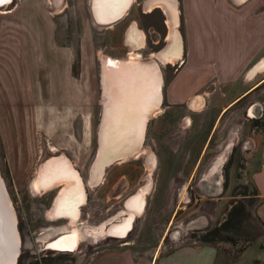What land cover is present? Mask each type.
Returning <instances> with one entry per match:
<instances>
[{
  "label": "rangeland",
  "instance_id": "obj_1",
  "mask_svg": "<svg viewBox=\"0 0 264 264\" xmlns=\"http://www.w3.org/2000/svg\"><path fill=\"white\" fill-rule=\"evenodd\" d=\"M90 1L13 0L0 7L6 12H0V176L16 216L20 240L16 264H33L36 260L40 264H86L92 254L119 248L127 241L136 244L135 248L150 250L162 239L166 227V233L178 229L175 237H169L170 233L166 237V250L172 242L204 243L205 232L209 235L223 224L234 201L242 204V222L234 228L238 221L233 215L234 226L229 225V231L220 230L211 243L242 251L256 231L251 221L257 232L262 233L263 228L256 216L258 198L251 174L257 154L254 141L264 136V122L259 120L255 126L251 118L264 115V84L217 121L218 113L208 108V94L201 93L204 104L188 111L184 102H172L168 85L181 60L158 62L163 101L153 112L159 113L149 116L139 150L107 166L99 182L91 185L88 179L97 152L102 112L100 59L103 55L124 58L132 53L143 60L154 59V53L165 44L168 28L164 10L147 12L145 0H132L115 23L97 24ZM168 1H164L165 6ZM132 23L144 35L142 46L136 49L124 38ZM178 29L182 32L181 21ZM262 75L264 70L251 83ZM185 115L191 119L188 127ZM208 143L206 158L200 163ZM57 155H64L78 171L86 194L73 224L81 239L72 252L45 246L71 229L66 216L54 220L48 216L62 183L37 192L33 187L42 164ZM215 156L222 157L223 166L217 181L216 175L204 174V170L200 176L195 172L192 181L186 174H179L180 170L199 172ZM157 157L160 165L155 163ZM178 175L184 177L174 181L173 176ZM188 182L193 186L191 197L180 190V185ZM145 186L143 210L135 214L126 237L102 235L95 241L83 235L86 227L88 230L118 221L126 214L123 210L129 197ZM201 217L205 222L198 220Z\"/></svg>",
  "mask_w": 264,
  "mask_h": 264
},
{
  "label": "crops",
  "instance_id": "obj_2",
  "mask_svg": "<svg viewBox=\"0 0 264 264\" xmlns=\"http://www.w3.org/2000/svg\"><path fill=\"white\" fill-rule=\"evenodd\" d=\"M178 5L183 56L169 82L168 96L172 102L188 103L203 97L201 93L208 94V108L220 117L251 94L257 85L251 79L262 72L247 75L264 60V0H178ZM254 142L257 154L251 179L258 198L256 216L263 228L242 251L205 242H172L166 250V227L162 239L150 250L135 248L136 244L127 241L119 248L92 254L86 264H264V136Z\"/></svg>",
  "mask_w": 264,
  "mask_h": 264
},
{
  "label": "bare ground",
  "instance_id": "obj_3",
  "mask_svg": "<svg viewBox=\"0 0 264 264\" xmlns=\"http://www.w3.org/2000/svg\"><path fill=\"white\" fill-rule=\"evenodd\" d=\"M9 1L10 0H2L0 6H3ZM130 1L131 0H93L95 18L99 21H103L112 14L125 10ZM164 1L166 2L167 0ZM168 2L169 5L166 4L167 6L165 7L157 4L146 6L147 12H151L156 8H161L162 10L169 6V8H171L172 3L170 1ZM129 39L133 43H138L140 40L138 39L137 31L130 33ZM126 58L135 62L143 61L138 54L134 53ZM164 63L170 64L174 63V61L172 58L168 57L167 61ZM260 67H263V65L258 66V68ZM102 69V88L106 101L102 99L105 109L102 114L101 131L99 133V148L101 154L105 144L106 146L109 145V142H112V140L116 141L131 137V139L129 138L126 141V144L121 147L124 148L128 142H131L132 144L134 142L133 136L137 134L140 125H142V122L139 120L140 114L143 110H147L145 108L149 107L155 101H160L159 99H156L155 88L158 81V75L157 71L154 69H142L136 65L129 68L103 65ZM199 99L204 102L203 97H194L192 104L198 106ZM200 106L201 105H199V107ZM128 109L131 115L127 114ZM158 113L159 111L153 114L155 116ZM119 129L126 132L123 137L120 135ZM107 150L109 153V148ZM107 152L105 151L104 153L107 154ZM220 161L221 159H219V162ZM97 166L98 162L93 164L90 178L88 179L89 183L94 186L100 179V171ZM57 178H61L65 184L55 197L48 216L49 219L52 220L66 216L69 220L68 224L71 229L67 232L58 234L61 235L64 233L65 235L49 244V247L64 251H73L79 245L81 239L80 231H78L73 224H75L74 222L79 216V208L82 206L86 195L82 178L76 171H74L73 165H67L64 162L59 161L42 169L38 179H35L33 182V187L36 192L46 190L51 184L57 182ZM64 188H66V190L63 191ZM146 188L147 186L139 191L142 194L141 199L139 197L140 193H136L127 200L126 206L128 208L126 211L123 210L126 214H124V216L118 221L108 223L110 225H107V222L101 223L99 226L92 227L88 230L86 229L88 227H86L85 230L83 228V235L87 236L88 234V236L95 241L98 240L99 237H102V235L116 238L126 237L128 231L132 228L135 214H139L143 210L145 202L144 190H147ZM50 241L51 240H49V243ZM19 252L20 240L16 226V216L11 206V201L7 194L5 184L0 176V264H15Z\"/></svg>",
  "mask_w": 264,
  "mask_h": 264
},
{
  "label": "water",
  "instance_id": "obj_4",
  "mask_svg": "<svg viewBox=\"0 0 264 264\" xmlns=\"http://www.w3.org/2000/svg\"><path fill=\"white\" fill-rule=\"evenodd\" d=\"M172 4H171V8L167 7L164 8V14H165V24L167 29V36L165 39V44L162 46V48H160L159 50H157L154 53V59H148V60H143V61H139V62H135L132 61L131 59H128L126 57L124 58H114V57H109L107 55H103L100 59V67H99V76H100V85H101V100L104 99V93H103V88H102V77H101V72H102V68L103 65H111V66H117V67H123V68H129L132 67L134 65H136L139 68L142 69H149L152 68L155 71H157V75H158V81L156 83V99L160 100L155 101L153 104H151L149 107L145 108L147 110H143V112L140 114L139 116V120L142 122L139 128V131H137V134L135 136H133L134 142L131 144V142H128L127 145L122 148L121 146L126 144V141L131 137H126L123 138L122 140H116L112 142H109V145L106 146L102 149V154L100 151V139H99V133L101 131V124H99V128H98V135H97V152L93 161V164H95L96 162H98V168H99V177H101L103 175V171L105 169V167L111 165L112 163L118 162V161H122L132 155H134L140 148L142 141L144 139V131H145V126L146 123L149 119V116L156 110L158 109V106L160 105V103L162 102V89H163V76H162V72L161 69L159 67L158 62L160 63H164L167 61V58L170 57L173 59L174 62H179L182 59L183 56V41H182V35L180 30L178 29V25L180 24V16H179V10H178V1L177 0H169ZM132 0L130 1V3L127 5L126 9L112 14L110 17H108L107 19L103 20V21H99L98 19L95 18V14H94V9H93V0L90 1V7H91V13L93 16L94 21L97 24L100 25H110L112 23H115L116 21L120 20L124 14L126 13L127 9L129 8L130 4H131ZM146 2V3H145ZM144 2V6H148V5H153V4H157L159 6L163 5L165 7V2L164 0H145ZM1 7V6H0ZM3 7V6H2ZM133 31H137V33L139 34L140 41L138 43H133L130 39H129V35L130 33H132ZM124 38L125 41L132 47V48H140L142 46L143 40H144V35L142 33L141 30L137 29V26L135 23H132L128 29L127 32L124 34ZM261 62H264V60H262ZM261 62L259 64H257L256 66L252 67L247 75L248 76H253L255 73H257V71H262L264 70V66L258 68V66H261ZM199 105H203L204 103L202 102V100L199 99ZM203 103V104H202ZM198 105V106H199ZM197 107V106H196ZM104 104L102 101V112H101V118H100V123H101V119H102V114L104 113ZM125 114V113H124ZM129 115H131L129 113V109H128V113ZM104 124V123H103ZM133 129V128H132ZM120 135L123 137L124 134L126 132H123L119 129ZM103 140V139H102ZM121 141V142H120ZM109 148V153L107 152ZM107 152V154H105L104 152ZM101 156V157H100ZM64 162L67 165H72L71 162L69 161V159H67L64 155H57V156H53L48 158L41 166L39 173H38V177L40 176L41 170L48 167L51 164H55L56 162ZM93 166V165H92ZM74 171H76L78 173V171L74 168ZM79 174V173H78ZM37 177V179H38ZM58 183H62L61 187L59 188L57 194L59 193V191H61L64 187L65 182L61 179V178H57V182L51 184V186L49 188H51L52 186L58 184ZM47 188V189H49ZM66 190V188L63 189V191ZM136 193H140L139 191ZM142 194L140 193L139 197L141 199ZM131 197V196H130ZM129 197V198H130ZM235 202V201H234ZM126 208H128L126 206ZM129 232V231H128ZM128 234V233H127ZM65 234H61L56 236L53 240L47 241L46 242V248L50 249V250H54V251H61L64 252V250L61 249H55L52 247H49V244H51L52 242L56 241L58 238H60L61 236H64ZM76 249V248H75ZM74 249V250H75ZM73 250V251H74ZM66 252H72V251H68L65 250ZM18 257V254H17ZM17 257H16V261H17ZM16 264V262H15Z\"/></svg>",
  "mask_w": 264,
  "mask_h": 264
},
{
  "label": "flooded vegetation",
  "instance_id": "obj_5",
  "mask_svg": "<svg viewBox=\"0 0 264 264\" xmlns=\"http://www.w3.org/2000/svg\"><path fill=\"white\" fill-rule=\"evenodd\" d=\"M264 77V76H263ZM262 79H260V80H258L257 82H256V86L254 87V89H253V91L252 92H255V91H257L258 89H260L261 87H262V85L264 84V80H262ZM251 92V93H252ZM196 97H198V96H196ZM193 99V98H192ZM192 99H190L189 101H188V103L187 102H184V106H185V111H188V109L190 110V108L189 107H196V106H194L193 104H192ZM163 101V100H162ZM204 101H205V99H204ZM261 101L264 103V98H262L261 99ZM179 102H177L176 104H178ZM187 104H188V106H187ZM192 105V106H191ZM182 107H184L183 105H181ZM263 114L260 116V117H257V118H251V119H254L255 121H252L253 122V124L256 126V124L258 123V121L259 120H261V122H264L263 120H262V118H263ZM222 116L220 115V117L218 116V119H217V121H219L220 120V118H221ZM184 119V124L186 125V127H188V126H190L191 124V119H190V117L188 116V115H185V117L183 118ZM216 121V122H217ZM262 125H264V123H262ZM175 129L174 130H176V127H174ZM208 148H209V143L208 144H206V146L203 148V150H202V152H201V155H200V157H199V159H200V163H202L203 162V160H205V158H206V155H207V150H208ZM234 149V148H233ZM233 151L234 150H232V152H231V154H233ZM219 159H221V161L219 162ZM147 160L151 163V162H153L154 163V161L152 160V158L151 157H148L147 158ZM155 163L157 164V165H160V160H159V158L157 157V159H156V161H155ZM206 163V162H205ZM204 163V164H205ZM218 163V164H217ZM212 167V168H211ZM217 167V168H216ZM221 167H223L222 166V157H218V156H215L214 158H213V160H212V162L208 165V166H206L205 167V169L203 168V167H201V169H200V171L199 172H197L196 170H190L189 171V173H188V171H186V170H180L179 171V174H181V173H184V174H186V177H190L189 178V180L190 181H192V177H194L195 175H193L195 172V174L196 175H198V176H200L201 175V173H202V171L204 170V174H209V175H216V181H217V177H219V171L221 170ZM106 168V167H105ZM211 169V170H210ZM211 171H213V172H211ZM173 177H176V178H174L173 179ZM172 177V179L175 181V179H177L178 178V180L180 179V178H183L184 177V175H178V176H173ZM196 180V179H195ZM194 180V181H195ZM186 182V181H185ZM103 183V182H102ZM194 185V184H193ZM220 187V186H219ZM222 187V186H221ZM225 187H227V185L225 186ZM193 188V186H192V184H190L189 182L187 183V185L185 186V184L184 183H182L181 185H180V190H183L184 192H185V190L187 191V193H188V196L189 197H191L192 196V194H191V190L190 189H192ZM183 192V193H184ZM182 203H183V201H181ZM188 202H190V200L188 201ZM238 202H234L233 203V205L232 206H235L236 204H237ZM179 210H180V208H178ZM176 212V211H175ZM175 212H174V214H175ZM225 221H223V223H224ZM217 227V226H216ZM215 227V228H216ZM208 232V231H207ZM169 233H170V231L168 232V233H166V235H165V238H164V241H165V239H166V237H168L169 236ZM178 234V229L176 228V229H174L171 233H170V236L169 237H175L176 235ZM205 235H206V232H205ZM114 238H116V237H114Z\"/></svg>",
  "mask_w": 264,
  "mask_h": 264
},
{
  "label": "trees",
  "instance_id": "obj_6",
  "mask_svg": "<svg viewBox=\"0 0 264 264\" xmlns=\"http://www.w3.org/2000/svg\"><path fill=\"white\" fill-rule=\"evenodd\" d=\"M242 205V204H241ZM241 205H238V203L233 206L228 214V217L226 218L225 222L223 224H221V226L219 225V227H216L214 230H211L209 232V235H203V240L206 242V243H211V241L213 240H216L215 237L217 238V234L219 233L220 230H223V228L225 229V231H229L228 227L229 225H233L234 226V223L232 221V218H233V215L234 217L236 218L235 221H238V224L237 226H234L235 227H239L240 225V222H242L243 219H241V209H243L241 207ZM243 218V217H242ZM239 219V220H238ZM259 221V220H258ZM251 224L253 226V230H256V231H253V235L251 237L252 240L256 239L258 236H260L261 233L257 232L258 230V227L256 226L255 222H252L251 221ZM227 226V227H226ZM233 226L231 228V230L233 229ZM210 235H213L212 237L213 238H209ZM231 241H233V243H236L237 240L234 239L233 237H229ZM250 243V242H249ZM248 243V244H249ZM39 261V260H38ZM37 260L33 263V264H40V262H38Z\"/></svg>",
  "mask_w": 264,
  "mask_h": 264
},
{
  "label": "snow or ice",
  "instance_id": "obj_7",
  "mask_svg": "<svg viewBox=\"0 0 264 264\" xmlns=\"http://www.w3.org/2000/svg\"><path fill=\"white\" fill-rule=\"evenodd\" d=\"M0 2H2V0H0Z\"/></svg>",
  "mask_w": 264,
  "mask_h": 264
}]
</instances>
